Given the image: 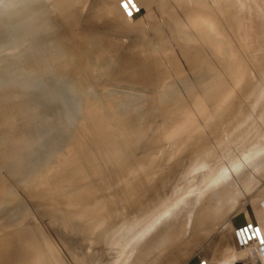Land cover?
<instances>
[{
    "label": "rangeland",
    "instance_id": "rangeland-1",
    "mask_svg": "<svg viewBox=\"0 0 264 264\" xmlns=\"http://www.w3.org/2000/svg\"><path fill=\"white\" fill-rule=\"evenodd\" d=\"M263 3L0 0V42L4 43L0 46V178L7 186L0 195V264H39L41 243L55 264L63 263L60 257L74 260L73 264L88 263V254L98 246L74 237L68 220L70 201L87 196L85 188L79 189L83 176L70 178L82 162V172L96 184L114 185L135 169L133 143L101 177L100 154L123 146L137 134L146 144L164 129L169 141L195 131L184 139L190 145L207 130L200 128L201 121L215 110L217 92L227 97L242 87L264 95V53L252 41L263 29L256 20ZM63 51L81 57L83 67L74 63L75 58L66 61ZM246 54L262 56L248 64L250 69L241 70L239 56L248 61ZM257 104L246 127L238 128L241 134L212 161L194 167L196 174L177 194L178 202L202 179L219 177L223 168L236 166L261 148L256 145L253 152L238 156L246 150L251 130L258 123L264 126V96ZM134 107L143 116L140 121ZM195 119L189 131H180L182 123ZM262 140L263 136L257 139ZM197 160L182 151L164 158L159 166L178 167L180 173ZM187 176L177 175L178 182L186 183ZM69 178L78 185L71 187ZM261 181L238 206L261 190ZM52 216L62 221L49 219ZM239 227L231 231L238 232L245 245L250 233ZM216 231L183 264L190 263ZM197 261L196 257L191 264Z\"/></svg>",
    "mask_w": 264,
    "mask_h": 264
},
{
    "label": "bare ground",
    "instance_id": "bare-ground-1",
    "mask_svg": "<svg viewBox=\"0 0 264 264\" xmlns=\"http://www.w3.org/2000/svg\"><path fill=\"white\" fill-rule=\"evenodd\" d=\"M258 14L260 18L256 20L261 22L263 29L261 34L252 41L257 42L256 45L260 46L259 50L264 53V3L261 5V10H258ZM2 44L4 43L0 42V46ZM248 50L249 46H247ZM61 55L67 58L66 61H73L75 58L74 63L82 66V61L81 63L79 61L81 57L72 56L67 51L61 52ZM246 55L250 60L246 61L239 56L241 70L246 69L249 63H253L252 60L255 57L262 56L261 54ZM97 63L94 62L96 64L94 66H97ZM84 65L87 64L84 63ZM262 68L264 69V63ZM113 77L109 78L114 85ZM116 86L119 85L116 84ZM261 93L262 91L256 93L242 87L234 89L227 97H222L221 91L217 92L215 97L218 101L215 110L207 116L202 111L205 117L201 121L200 128L207 130L200 133V136L190 145H187L185 140L195 131L185 134L183 139L177 140L173 137L169 141L165 140L166 129H164L156 139H150L146 144L143 140L144 136L137 134L123 146H115L112 151L100 154L98 157L101 161L98 160L100 161L98 165H102V170L98 169L97 174L101 177L105 174V169L114 165L123 151L133 143L136 151L135 169L126 172L124 178L114 185L96 184V180L93 181L90 175L82 172L84 168L82 162L80 170L72 174L70 178L77 179L83 176L79 189L85 188L87 196L70 201L68 220L69 224L73 225L69 231L74 237L98 246L96 250L92 247L95 251L93 250L91 256L88 254L86 264H183L194 251L198 250L202 240H208L215 229H218L215 238L206 242L197 255L200 264H236L238 261H243V264L249 262L264 264V126L260 128L259 123L255 124L256 127L251 130L252 135L246 146V152L242 151L238 156L242 157L253 152L251 150L256 145H261L259 150L243 158L236 166L223 168V171L218 174L219 177L214 176L210 179L211 175H209L207 179H202L194 188L191 187L192 189L188 190L181 202H178L179 193L189 186L194 173L196 174L194 167L199 168L212 161L214 155L241 134L238 128L246 127L248 115L264 96ZM57 106H62V103H57ZM132 111L135 112L139 121L143 118L138 115L136 107ZM198 119L182 123L180 131L186 128L189 131L190 124L192 122L194 124ZM127 127L129 128V123ZM181 134L183 135V132ZM262 136L263 140L259 143L257 139ZM182 151L188 153L192 160L198 159L193 167L190 164L186 171L178 173V167L159 166L164 158ZM254 155L257 156L247 158ZM201 162L203 163L197 165ZM180 174L188 175L186 183L178 182L177 175ZM70 178L68 183L71 187L77 186L78 182H72ZM260 180H262L261 190L246 201L247 206L245 204L238 206L242 198L259 185ZM6 190V182L0 178V195ZM175 194L178 195L173 197ZM80 204L83 206H79ZM244 206L246 207L242 209ZM251 217L254 218L255 223H251ZM49 219L62 221V218L58 216H52ZM236 227H239L244 234L247 230L249 231L250 236H244L247 242L245 245H241V240L244 238L239 240L237 231V234H232L234 231H231L232 228ZM261 245L263 247L259 251ZM87 250H89L88 247ZM40 251L43 257L40 258L39 264H55L49 260L42 243ZM67 259L60 257L62 264L74 263V260L72 263Z\"/></svg>",
    "mask_w": 264,
    "mask_h": 264
},
{
    "label": "water",
    "instance_id": "water-1",
    "mask_svg": "<svg viewBox=\"0 0 264 264\" xmlns=\"http://www.w3.org/2000/svg\"><path fill=\"white\" fill-rule=\"evenodd\" d=\"M251 216V215H250ZM251 220V223H255V220H254V218H250ZM257 231H255V233H256ZM262 245L259 247V251L262 249ZM198 255V254H197ZM197 255L196 256H193V258L191 259V261H194L195 260V258L197 257ZM261 258V261L263 262V259H262V257H260ZM196 263V262H195ZM244 262L243 261H238V262H236V264H243ZM196 264H200L198 261H197V263ZM247 264H252L251 262H249V263H247Z\"/></svg>",
    "mask_w": 264,
    "mask_h": 264
}]
</instances>
